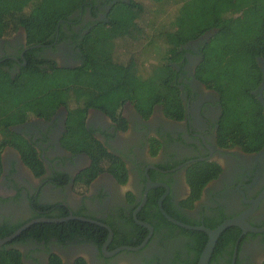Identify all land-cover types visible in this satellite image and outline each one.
<instances>
[{"label":"flooded vegetation","instance_id":"obj_1","mask_svg":"<svg viewBox=\"0 0 264 264\" xmlns=\"http://www.w3.org/2000/svg\"><path fill=\"white\" fill-rule=\"evenodd\" d=\"M117 1L88 0L70 20L59 24L49 43L29 45L22 27L11 36H0V69L16 75L32 60L42 69L83 64V36L106 20ZM206 35L186 43L183 57L175 63L186 107L183 119L168 118L161 105H155L151 115L144 117L129 100L120 110L126 121L124 129L105 111L94 107L87 110V130L127 167L125 184L104 171L82 190L76 185V177L91 159L87 153L69 148L63 140L68 130V107L60 106L50 117H32L12 126L23 142L36 150L43 172L39 174L28 165L15 144L4 148L0 163V231L21 224L20 228L34 219H67L34 222L0 248H16L25 264H50L53 257L62 264H75L81 259L86 264H185L182 261L195 258L190 240L182 232L186 227L170 220L164 211L190 225L246 214L250 225L264 227V146L246 152L219 144L221 97L196 76ZM33 48L40 49L32 52ZM260 94L264 96L262 83ZM204 160L218 161L222 171L206 185L194 206L187 207V170ZM75 220L98 225L104 231L71 226L69 222ZM40 223L43 226L39 229L36 224ZM212 256L209 264H264V231L243 233L241 229L235 245L229 242Z\"/></svg>","mask_w":264,"mask_h":264},{"label":"trees","instance_id":"obj_2","mask_svg":"<svg viewBox=\"0 0 264 264\" xmlns=\"http://www.w3.org/2000/svg\"><path fill=\"white\" fill-rule=\"evenodd\" d=\"M87 1L0 0V36H11L22 27L29 45L49 43L59 24L70 20L71 15ZM147 1L158 6L155 15L167 18L163 25L154 27L142 50L131 51L126 62L120 60L117 49L111 51L110 47L114 48L112 44L118 39H134L145 32L141 22L145 1L118 0L114 3L106 20L83 36L80 47L84 62L75 68L52 66L42 69L32 60L22 65L16 75L0 69V163L4 148L15 144L25 162L41 174L43 167L36 150L23 142L12 126L32 117H50L60 106H66L70 109V116L63 140L69 148L83 151L91 159V164L76 177V185L82 190L104 171L125 184L127 167L87 130L84 121L87 110L94 107L105 111L124 129L126 121L120 110L129 100L144 117L151 115L155 105H161L168 118L183 119L186 107L180 83L176 80L175 63L178 64L183 57L186 43L207 33L211 36L202 44L203 59L196 67V76L221 97L223 113L218 142L222 147H240L246 152L263 148L264 105L259 100L258 89L264 79L259 61L264 58V0ZM169 6L174 10L171 14L167 9ZM158 42L163 46V57L158 63L151 64L147 75H139L137 55L141 51L151 54ZM33 49L32 52H36L40 48ZM157 151L158 148L154 149L153 154ZM221 171V164L215 160L193 163L187 170L190 193L184 205L193 207L206 185ZM223 220L220 218L205 225L215 228ZM69 224L74 227L83 225L90 231H104L92 223L75 220ZM20 225L0 231V238L12 234ZM42 226V223L36 224L37 228ZM182 232L189 238V246L195 253L193 260L182 262L197 264L208 234L187 228H182ZM240 232L237 226L227 228L212 257L229 242L235 245ZM53 258L55 260L50 264H62L57 257ZM0 264L25 263L19 250L4 245L0 248ZM75 264L86 262L81 259Z\"/></svg>","mask_w":264,"mask_h":264},{"label":"rangeland","instance_id":"obj_3","mask_svg":"<svg viewBox=\"0 0 264 264\" xmlns=\"http://www.w3.org/2000/svg\"><path fill=\"white\" fill-rule=\"evenodd\" d=\"M145 1V13H144V19L141 21L142 25L145 28V32L141 34L139 37H135L134 39L131 37H126L124 39H118L116 43L114 42V48H111V51H114V49L118 50V56L120 60L126 62L128 61L131 51L133 50L134 52L142 50L146 46V40L147 38L151 37L153 34L154 27L156 26H161L164 23V20L167 18L166 16L161 18L160 15H155V12L158 9V6L154 5L153 3L147 1V0H141ZM169 10V13L171 14L174 10L171 8V6L167 7ZM168 13V14H169ZM169 14V15H170ZM159 16V17H158ZM158 17V18H157ZM147 35L146 37H144ZM162 44L161 42H158L154 46V50H152V53H143L141 51L137 56L139 57V75H147L148 71L150 70L151 64H156L158 63L161 58L163 57V49H162ZM108 50L107 52H109ZM145 56V57H144Z\"/></svg>","mask_w":264,"mask_h":264},{"label":"water","instance_id":"obj_4","mask_svg":"<svg viewBox=\"0 0 264 264\" xmlns=\"http://www.w3.org/2000/svg\"><path fill=\"white\" fill-rule=\"evenodd\" d=\"M211 36V33H207L206 36L203 37V39L207 40L209 39V37ZM260 63L262 64V70L264 73V58H259ZM262 86L264 87V79L262 81ZM259 100L263 103L264 105V96L262 94L259 95ZM156 183H154L153 185H155ZM147 193H148V189L145 192V200L147 197ZM144 200V201H145ZM144 203V202H143ZM140 209V208H138ZM164 213L166 214V216L168 218H170V220H172L175 223L180 224L181 226H184L186 228H190V229H195V230H200V231H204L208 234L209 238L208 241L201 253V256L199 258V262L198 264H209V261L211 259L212 253L214 251V248L216 246V243L218 241L219 236L221 235V233L229 226H239L242 230L243 233L247 232V231H253V232H262L264 231V227H256V226H252L250 225L246 220H245V215L243 214L241 216L235 217V218H229V219H225L221 224H219L216 228H210L204 224L202 225H190V224H185L182 222L177 221L176 219L170 217L165 211ZM135 214H137V211L135 212ZM76 217V216H73ZM84 220H88V221H92V222H96V223H100L94 219H89V218H83V217H78ZM67 218H40V219H34L32 221L27 222L26 224L22 225L18 230H16L14 233H12L11 235L1 238L0 239V246H2L4 243L12 240L13 238H15L17 235H19L23 230H25L28 226H30L31 224H33L34 222L37 221H62L65 220ZM111 237V236H110ZM146 243V242H145ZM128 249H131L132 247H125Z\"/></svg>","mask_w":264,"mask_h":264},{"label":"crops","instance_id":"obj_5","mask_svg":"<svg viewBox=\"0 0 264 264\" xmlns=\"http://www.w3.org/2000/svg\"><path fill=\"white\" fill-rule=\"evenodd\" d=\"M125 188H127V186Z\"/></svg>","mask_w":264,"mask_h":264}]
</instances>
